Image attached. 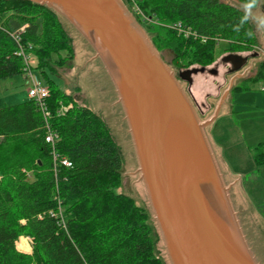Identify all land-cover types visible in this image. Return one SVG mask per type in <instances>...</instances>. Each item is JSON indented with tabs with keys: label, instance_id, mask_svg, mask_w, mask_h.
<instances>
[{
	"label": "trees",
	"instance_id": "1",
	"mask_svg": "<svg viewBox=\"0 0 264 264\" xmlns=\"http://www.w3.org/2000/svg\"><path fill=\"white\" fill-rule=\"evenodd\" d=\"M134 4L160 22L147 26L151 40L159 51L169 50L182 69L207 68L215 60L217 42L202 36L228 37L229 53L253 52L259 43L251 19L235 30L244 13L233 1ZM61 19L52 8L30 0H0V81L26 74L22 49L37 57L36 68L45 74L47 67L53 72L54 54L68 58L61 55L72 49ZM179 23L197 37L180 32ZM261 78L264 70L254 77ZM246 81L234 90L247 89ZM48 87V118L30 98L0 107V264H164L155 252L151 212L117 191L123 160L106 121L55 80L49 79ZM49 130L54 145L46 141ZM254 150L261 165V145ZM65 157L69 166L61 162ZM235 207L248 236V224L257 227L250 214L246 220L239 204ZM21 236L32 238L31 253L17 249ZM248 240L256 253V243Z\"/></svg>",
	"mask_w": 264,
	"mask_h": 264
},
{
	"label": "water",
	"instance_id": "2",
	"mask_svg": "<svg viewBox=\"0 0 264 264\" xmlns=\"http://www.w3.org/2000/svg\"><path fill=\"white\" fill-rule=\"evenodd\" d=\"M30 1L55 10L69 28L79 48L77 72L83 68L134 187L137 181L147 197L168 264H264V222L206 129L220 108L201 119L177 68L123 0ZM248 60L238 53L223 57L236 63V72ZM206 71L218 72L193 67L179 76L192 84L193 75ZM235 204L257 227L248 224V236L259 258Z\"/></svg>",
	"mask_w": 264,
	"mask_h": 264
},
{
	"label": "rangeland",
	"instance_id": "3",
	"mask_svg": "<svg viewBox=\"0 0 264 264\" xmlns=\"http://www.w3.org/2000/svg\"><path fill=\"white\" fill-rule=\"evenodd\" d=\"M123 1L143 28L150 34V38H152V33L149 32L147 26L154 23L160 24V22L153 18H148L134 4V0ZM228 1H233L243 8V4L237 0ZM254 12L264 14V0H259V6L257 9H254ZM142 18L144 19V24L141 22ZM61 22L68 33L72 48L71 53L68 54L67 51L61 52L63 57L68 56L67 59H59V55L54 54L53 61L51 62L53 72L47 67L46 74L39 68H36L38 66L37 57L31 54V59L35 66L34 71L43 84L48 86L49 79L55 80L79 104L89 106L97 111V105L94 101L93 93L87 84L83 68L79 67V72H77L76 55L79 53V48L72 38L69 28L62 19ZM252 23L255 26L259 43L253 52L241 53L243 56H250L247 64L241 70L238 72L230 71V65L222 61L223 56L230 54L226 50L228 42L223 41L219 45L217 44L215 60L207 66V69H216L218 72L212 74L206 71L193 75V83L191 86L183 83V87L187 93L188 88H191L194 99L192 96L190 98L202 120L213 117L220 108L217 118L206 129L210 138L216 143V148L222 152L221 159L223 162L230 167V171L233 170L234 172L240 173L239 185L248 193L256 188L254 187L251 190L252 185L250 182L255 179L258 171L261 170L264 174V165L256 167L254 162L255 146L261 145L262 151L264 150V91L261 90V86L264 85V78L254 79L261 70H264V66L262 65L264 62V29L258 28L255 22L252 21ZM159 52L169 65L175 66L177 70H184L174 62L173 54L169 50H161ZM255 52L258 53V56L252 57L251 55ZM244 80H247L248 88L245 90H234V87ZM29 85L30 82L24 74H18L0 81V107L28 100ZM197 105L200 106V110ZM97 112L106 121L102 110L100 109ZM120 154L123 160V179L122 185L117 191L130 194L139 205L146 207L151 212L147 197L140 190L137 181H135L134 187L132 170L121 151ZM255 210L264 222V205H256ZM150 223L153 226L155 252L162 258L164 264H168L163 249L157 241L159 230L152 214ZM22 237L27 240L29 249L18 246V242ZM32 244L33 240L30 236H21L16 243V247L19 251H28L27 253H29L33 250Z\"/></svg>",
	"mask_w": 264,
	"mask_h": 264
},
{
	"label": "built area",
	"instance_id": "4",
	"mask_svg": "<svg viewBox=\"0 0 264 264\" xmlns=\"http://www.w3.org/2000/svg\"><path fill=\"white\" fill-rule=\"evenodd\" d=\"M180 32H183L185 35H196L197 34L194 33L192 30L185 28L181 23L177 24L175 26ZM24 29V27L22 28ZM208 39H213L217 42V44L219 45L221 42L226 41L228 42V39H226V37H221V36H215L212 37L210 35L207 36H202V40L203 41H207ZM23 57H24V62H25V76L28 79V81L30 82V85L28 87V96L30 99H33L38 108L43 112L45 118H48L50 116V112L48 109V103H47V98L50 96V89L47 85L43 84L38 75L36 74V72L34 71V63L31 59V56H28L27 54H25V51L22 49L20 52ZM261 90L264 91V85L261 86ZM264 110V109H263ZM46 141L51 143L52 145H54L55 142V134L49 130L48 134L46 135ZM54 159L58 160V156L57 154L54 153ZM61 162L64 165L69 166L71 163L68 160V158H63L61 160Z\"/></svg>",
	"mask_w": 264,
	"mask_h": 264
},
{
	"label": "crops",
	"instance_id": "5",
	"mask_svg": "<svg viewBox=\"0 0 264 264\" xmlns=\"http://www.w3.org/2000/svg\"><path fill=\"white\" fill-rule=\"evenodd\" d=\"M264 152V150H263ZM223 161V160H222ZM254 162L256 164V167L259 166L256 161H255V155H254ZM264 165V162L261 164ZM232 176H237L240 175L239 172H234L233 170L231 171ZM239 177L237 179V183L239 184ZM251 190L254 189V187H256L253 191H251L250 193L246 192V190H243V193L245 194V196L249 199V201L251 202V204L253 205V207L255 208L256 205H264V174L261 172V170L258 171V174L255 175V179L251 180ZM28 251H26L27 253ZM31 253V252H29Z\"/></svg>",
	"mask_w": 264,
	"mask_h": 264
},
{
	"label": "clouds",
	"instance_id": "6",
	"mask_svg": "<svg viewBox=\"0 0 264 264\" xmlns=\"http://www.w3.org/2000/svg\"><path fill=\"white\" fill-rule=\"evenodd\" d=\"M259 6V0H245L243 3V16L240 20V24L236 26L235 30L239 31L240 27L243 26L249 19L256 23L258 28L264 29V14H257L254 9ZM251 35V33H248Z\"/></svg>",
	"mask_w": 264,
	"mask_h": 264
},
{
	"label": "flooded vegetation",
	"instance_id": "7",
	"mask_svg": "<svg viewBox=\"0 0 264 264\" xmlns=\"http://www.w3.org/2000/svg\"><path fill=\"white\" fill-rule=\"evenodd\" d=\"M256 53V52H255ZM224 57V56H223ZM250 57V56H249ZM222 61H223V58H222ZM224 62V61H223ZM225 64H229L230 65V71H233V68H234V66H235V62H225ZM247 64V63H246ZM245 64V65H246ZM180 71L181 70H177V71H175V73H176V75H177V77L179 78V80H180V82H181V84H182V86H183V83H186V84H188L189 86H191L192 84H190L188 81H186V80H183V79H181L180 78V76H179V73H180ZM233 72H236V71H233ZM188 94H189V96H192V93H191V88L189 87L188 88ZM193 97V96H192ZM193 99H194V97H193ZM197 107H198V109L200 110V106L199 105H197Z\"/></svg>",
	"mask_w": 264,
	"mask_h": 264
},
{
	"label": "bare ground",
	"instance_id": "8",
	"mask_svg": "<svg viewBox=\"0 0 264 264\" xmlns=\"http://www.w3.org/2000/svg\"><path fill=\"white\" fill-rule=\"evenodd\" d=\"M18 246L20 248L29 249V244H28L27 240L24 237H22L21 240L18 242Z\"/></svg>",
	"mask_w": 264,
	"mask_h": 264
}]
</instances>
